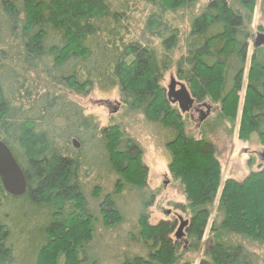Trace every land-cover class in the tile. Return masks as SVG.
<instances>
[{"label": "trees", "instance_id": "1", "mask_svg": "<svg viewBox=\"0 0 264 264\" xmlns=\"http://www.w3.org/2000/svg\"><path fill=\"white\" fill-rule=\"evenodd\" d=\"M0 1V13L9 16L24 47L25 58L19 63L24 65L25 60L78 93L94 87L103 91L117 87L130 109L140 110L175 132L166 143L173 149L170 170L185 186L188 204L181 207L191 216L178 215V227L186 221L183 232L197 243L202 241L211 206L222 186L217 208L223 218L220 231L214 241H208L206 259L199 264H257L240 245L225 246L219 237L228 232L264 242V168L252 171L242 181L222 183L214 145L185 132L183 115L161 85L163 72L170 65L168 54L179 41L178 29L168 24L164 15L198 0H133L153 9L145 29L160 39L165 52L161 60L153 46L127 38L130 0ZM237 1L249 10L255 6L254 0ZM188 37L187 55L176 63L178 78L187 83L196 101L215 103L229 118L236 116L246 85L240 138L247 140L257 133L264 143V61L258 59L257 48L245 83L250 34L241 12L227 0H212L193 20ZM6 74L5 68H0V139L22 167L27 187L22 196L12 197L0 179V264H85L82 250L92 241L95 218L87 211L78 181L82 162L70 154L71 148L59 147L55 134L60 131L47 125L55 116L53 109L46 108L53 100L47 98L46 104L36 106L40 115L22 111L23 106L13 102L20 85H6ZM72 102L58 114L66 125L67 143L71 136L83 143V130L88 131L106 169L119 176L116 188L120 185L122 189L125 183L145 187L148 169L136 143H122L118 127L100 129L93 116L85 115L82 106ZM72 151L81 153L76 148ZM153 200L148 198L146 205ZM103 206L105 220H119L113 202L107 200ZM140 220L149 258H126L120 264H191L180 261L175 222L163 219L150 224L146 214Z\"/></svg>", "mask_w": 264, "mask_h": 264}, {"label": "rangeland", "instance_id": "2", "mask_svg": "<svg viewBox=\"0 0 264 264\" xmlns=\"http://www.w3.org/2000/svg\"><path fill=\"white\" fill-rule=\"evenodd\" d=\"M254 1L253 10H249L243 8L237 0H227L234 10L241 12L246 30L250 34L247 61L243 73L245 83L249 77L253 55L256 54L255 50L257 49L253 47V42L257 41L259 33H264V0ZM130 2L131 7L128 12L130 33L127 38L153 46L161 60L165 56V52L160 45V39L145 29V23L153 11L152 7L140 1L130 0ZM207 4V0H198L195 5L179 8L175 12H167L164 15V20L179 32L178 44L168 54L169 68L163 72L161 79V85L165 88H167L171 76H174L177 81H183L178 78L176 73V63L181 57L187 55V41L192 22L203 13ZM10 20L5 12L0 13V68L3 70L5 68L8 73L4 79L6 85H14V87L20 85L13 97L15 106H23L22 111L30 110L31 114L37 116L40 114L37 112L38 107L36 106L41 102L46 104L47 98L53 100L52 106L46 108L53 109L54 112L51 113L52 116L54 114L55 116L53 122L47 118L49 121L47 125H52L53 130L56 128V131H60L55 134L59 147L67 150L71 148L69 149L70 154L82 162L78 181L84 190L87 211L91 212L95 218L92 225L94 231L92 241L86 249L82 250L84 260H86L85 264H91L92 261L96 264H120L124 259L134 257L148 259L150 251L141 238L140 219L142 215H147L150 224H157L163 219L175 222L174 233L177 232L179 225L178 215H183L185 219L191 217L189 211L185 212L181 207V205L188 204L185 186L181 179L174 177L170 170L173 149L166 143L175 132L148 119L140 110L130 109L124 103L117 87L108 91L94 87L87 89L88 91L85 93H78L64 83L54 81L53 76L49 73L32 67L25 60L22 65L23 58H25L24 47L19 33L12 28ZM258 48L260 51L258 59L264 61V44ZM21 59L22 61L19 63ZM7 68H10L11 71L9 72ZM245 87L240 93L239 110L233 118L225 117L220 112L218 105L217 109L210 112L207 119L201 123H198V112L182 114L185 121V132L188 135L208 140L214 145L215 156L220 163L222 183L228 179L242 181L252 171L264 168L263 161L258 157V153L264 150V143L258 134L253 133L247 140L241 139L239 134ZM37 100L38 103H36ZM68 101L69 103L75 101L82 106L85 115L93 116L100 129L109 126L118 127L123 133L122 143L126 140L136 143L141 150V160L148 169L145 187L125 183L122 189L119 190L120 185L117 186V189L115 184L119 176L112 171L109 173L106 169V164L101 161V156L97 153V146L94 148L95 140L87 137L89 136L88 131L83 130L82 144L76 136H71L67 143V132H64L66 125L63 124L64 120L58 114L65 111L64 107ZM204 101H208V99ZM202 102L196 101V104ZM211 104L216 106L213 102ZM191 114H194L193 119ZM48 115L46 114V117ZM44 122L46 124L45 119ZM73 138L78 140L81 153H73ZM221 188L222 186L219 188L215 203L211 206L208 225L202 241L195 242L186 230L180 240L178 239L181 263L190 261L191 264H199L205 258L204 253L208 241H214L219 234L218 227L223 220L217 209ZM151 197L154 200L150 206H147L148 198ZM107 200L113 202L114 207L118 209L119 220L112 222L104 219L103 210L106 207L103 205ZM215 228L218 229L214 230ZM219 240L225 246L240 245L257 264H264V242L262 240L228 232H223Z\"/></svg>", "mask_w": 264, "mask_h": 264}, {"label": "water", "instance_id": "3", "mask_svg": "<svg viewBox=\"0 0 264 264\" xmlns=\"http://www.w3.org/2000/svg\"><path fill=\"white\" fill-rule=\"evenodd\" d=\"M210 2L211 0H207ZM264 44V33L257 35V41L254 42V47H259ZM167 97L172 104H176L182 113L190 112L194 107L195 99L191 95L186 84L177 81L174 76H171L170 82L167 86ZM206 111L200 110L198 123L203 122L211 112V107L204 104ZM75 148H80V144L76 138L72 140ZM259 157L264 161V151L259 152ZM0 179L6 192L13 196H22L27 187V180L22 167L15 159L9 146L0 139ZM187 222L182 221L175 236L179 239L183 236V228Z\"/></svg>", "mask_w": 264, "mask_h": 264}, {"label": "flooded vegetation", "instance_id": "4", "mask_svg": "<svg viewBox=\"0 0 264 264\" xmlns=\"http://www.w3.org/2000/svg\"><path fill=\"white\" fill-rule=\"evenodd\" d=\"M249 39H250V37H249ZM249 39H248V40H249ZM253 43H254V42H253ZM202 104H204V102H202V103H198V105H197L198 110H197V111H199L200 109L202 110V108H203ZM209 104L211 105V112H212V111H215V110L217 109V105H216V106H213V104H211L210 102H209Z\"/></svg>", "mask_w": 264, "mask_h": 264}]
</instances>
